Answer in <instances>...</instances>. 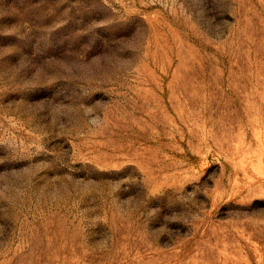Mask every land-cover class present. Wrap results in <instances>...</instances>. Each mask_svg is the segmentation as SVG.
Segmentation results:
<instances>
[{"label":"rangeland","instance_id":"1","mask_svg":"<svg viewBox=\"0 0 264 264\" xmlns=\"http://www.w3.org/2000/svg\"><path fill=\"white\" fill-rule=\"evenodd\" d=\"M0 264H264V0H0Z\"/></svg>","mask_w":264,"mask_h":264}]
</instances>
